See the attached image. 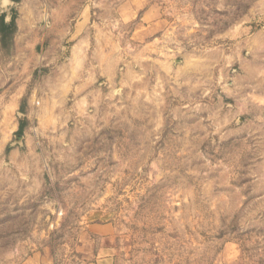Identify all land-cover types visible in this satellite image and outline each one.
<instances>
[{
    "label": "rangeland",
    "instance_id": "374dc122",
    "mask_svg": "<svg viewBox=\"0 0 264 264\" xmlns=\"http://www.w3.org/2000/svg\"><path fill=\"white\" fill-rule=\"evenodd\" d=\"M12 1L0 264H264V0Z\"/></svg>",
    "mask_w": 264,
    "mask_h": 264
},
{
    "label": "trees",
    "instance_id": "16d2710c",
    "mask_svg": "<svg viewBox=\"0 0 264 264\" xmlns=\"http://www.w3.org/2000/svg\"><path fill=\"white\" fill-rule=\"evenodd\" d=\"M20 2L21 0H14ZM5 14L0 15V36L1 41L5 43V46L9 45L12 42L14 34L17 30V22L15 17L11 21H6ZM4 46V44H3Z\"/></svg>",
    "mask_w": 264,
    "mask_h": 264
},
{
    "label": "crops",
    "instance_id": "0c3cea01",
    "mask_svg": "<svg viewBox=\"0 0 264 264\" xmlns=\"http://www.w3.org/2000/svg\"><path fill=\"white\" fill-rule=\"evenodd\" d=\"M111 226L108 224L105 225H97L95 228L96 232L101 234H106L110 231ZM89 264H110V259L108 257H103L100 255L94 256L93 260Z\"/></svg>",
    "mask_w": 264,
    "mask_h": 264
},
{
    "label": "water",
    "instance_id": "95a60500",
    "mask_svg": "<svg viewBox=\"0 0 264 264\" xmlns=\"http://www.w3.org/2000/svg\"><path fill=\"white\" fill-rule=\"evenodd\" d=\"M5 1V0H4ZM8 2H13L12 0H8ZM8 2H5V3H8ZM19 137H21V136H19Z\"/></svg>",
    "mask_w": 264,
    "mask_h": 264
},
{
    "label": "bare ground",
    "instance_id": "6f19581e",
    "mask_svg": "<svg viewBox=\"0 0 264 264\" xmlns=\"http://www.w3.org/2000/svg\"><path fill=\"white\" fill-rule=\"evenodd\" d=\"M5 2H8V0H5Z\"/></svg>",
    "mask_w": 264,
    "mask_h": 264
}]
</instances>
